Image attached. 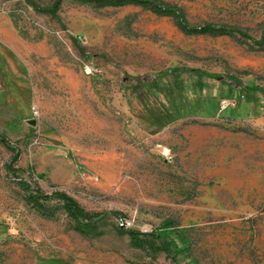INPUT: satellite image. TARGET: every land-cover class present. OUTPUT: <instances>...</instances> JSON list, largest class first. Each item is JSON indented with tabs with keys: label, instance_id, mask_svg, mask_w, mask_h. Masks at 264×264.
<instances>
[{
	"label": "rangeland",
	"instance_id": "obj_1",
	"mask_svg": "<svg viewBox=\"0 0 264 264\" xmlns=\"http://www.w3.org/2000/svg\"><path fill=\"white\" fill-rule=\"evenodd\" d=\"M151 1L181 9L193 26L235 27L257 41L264 30V0ZM57 15L60 22L23 0H0V133L19 150L17 177L33 192H63L90 213L123 220L79 230L57 201L28 202L0 144V264H171L128 235L167 219L191 241L179 264H264V44L186 36L171 18L137 6L62 0ZM174 67L257 87L261 114L147 123L124 85ZM181 80L194 101L197 78ZM201 82L202 97H226L218 82Z\"/></svg>",
	"mask_w": 264,
	"mask_h": 264
},
{
	"label": "trees",
	"instance_id": "obj_2",
	"mask_svg": "<svg viewBox=\"0 0 264 264\" xmlns=\"http://www.w3.org/2000/svg\"><path fill=\"white\" fill-rule=\"evenodd\" d=\"M34 11L41 12L53 17L60 22L57 15L58 8L62 0H55L51 6L43 7L36 0H23ZM81 4H93L101 7H126L137 6L160 17L171 18L179 31L186 36H234L239 35L250 40L258 46L264 44V30L260 40H255L242 33L235 27L216 26L212 23H205L199 26L190 25L183 13L177 7L168 6L163 3H157L151 0H74ZM77 43V39H75ZM0 73L7 76L3 58L0 57ZM182 74L190 77H196L195 88L198 91V97L190 100L184 91V85L181 80ZM166 76L171 77V81L166 85L161 81ZM207 78L218 82L219 88H227L226 97L222 98L221 93L217 97L205 96L201 93L204 89L202 79ZM124 89L133 95L140 105L147 123L164 128L180 119L185 118H215L227 114V117L233 119L238 116L258 117L261 113L257 107L258 102L255 94L257 87L242 86L241 81L234 76L222 75L206 72L201 69L174 67L153 74L152 77H128ZM233 100L234 106H227L221 109L223 100ZM246 105L239 109L240 103ZM254 101V102H253ZM248 103V104H247ZM251 103L252 106L250 105ZM0 144L11 152L9 161L5 164L6 171L17 178L19 187L24 191L28 202L41 206V202L55 200L60 203L67 215L75 222L79 230L91 228L98 220L108 216L118 217L123 220V215L115 212L90 213L83 209L74 199L67 194L55 191L51 194L33 192L30 186L19 180L17 173L19 169L16 164L19 160L20 152L14 144H11L7 137L0 133ZM39 178V176H37ZM131 244L136 248L149 246L154 252H164L170 259L171 264H179L180 258L189 257L191 241L188 232L182 229L173 219H167L161 225L150 233L138 231H128ZM157 244V245H156ZM190 263L198 264L196 260L191 259Z\"/></svg>",
	"mask_w": 264,
	"mask_h": 264
},
{
	"label": "built area",
	"instance_id": "obj_3",
	"mask_svg": "<svg viewBox=\"0 0 264 264\" xmlns=\"http://www.w3.org/2000/svg\"><path fill=\"white\" fill-rule=\"evenodd\" d=\"M93 72H94V70L91 67H89V66H85L84 69H83V73L86 76L92 75ZM229 105L234 106L235 105V102L233 100H223L221 102L220 108L221 109H224L225 107H227Z\"/></svg>",
	"mask_w": 264,
	"mask_h": 264
},
{
	"label": "water",
	"instance_id": "obj_4",
	"mask_svg": "<svg viewBox=\"0 0 264 264\" xmlns=\"http://www.w3.org/2000/svg\"><path fill=\"white\" fill-rule=\"evenodd\" d=\"M35 121L34 120H31V121H29V124L31 125V126H33V125H35ZM122 227V226H121Z\"/></svg>",
	"mask_w": 264,
	"mask_h": 264
},
{
	"label": "crops",
	"instance_id": "obj_5",
	"mask_svg": "<svg viewBox=\"0 0 264 264\" xmlns=\"http://www.w3.org/2000/svg\"><path fill=\"white\" fill-rule=\"evenodd\" d=\"M4 62V61H3ZM5 66V65H4Z\"/></svg>",
	"mask_w": 264,
	"mask_h": 264
}]
</instances>
